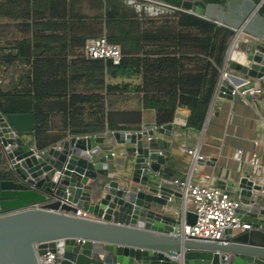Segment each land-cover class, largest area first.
Listing matches in <instances>:
<instances>
[{
  "label": "water",
  "instance_id": "1",
  "mask_svg": "<svg viewBox=\"0 0 264 264\" xmlns=\"http://www.w3.org/2000/svg\"><path fill=\"white\" fill-rule=\"evenodd\" d=\"M174 1L235 32L219 96L233 99L234 88L264 77V0ZM238 42L245 43L242 61L227 67ZM172 128L148 123L112 131L130 155L116 168L106 133L68 134L38 148L34 114L0 103V264H38L48 250L62 256L61 264H264V235L255 231L264 228V192L252 173L231 185L240 190L238 212L250 229H226L216 240L191 237L184 226L197 214L169 210L172 144L158 133L171 135ZM78 210L89 217L71 214Z\"/></svg>",
  "mask_w": 264,
  "mask_h": 264
},
{
  "label": "crops",
  "instance_id": "2",
  "mask_svg": "<svg viewBox=\"0 0 264 264\" xmlns=\"http://www.w3.org/2000/svg\"><path fill=\"white\" fill-rule=\"evenodd\" d=\"M1 1L4 2V13L0 18V48L3 53V58L0 59V103L8 111L17 113L34 114L36 106L44 109L48 113V123L53 126L43 135L56 136L57 133L64 132L63 123L66 122L56 103V100H60V91L69 92L74 87L76 91L82 92L96 90L93 83H85L84 77L74 86L70 80L60 85L56 77L63 73L70 76L76 72H88L89 66H85L83 59L73 53L76 46L81 48L82 45L81 40L76 41V36L92 37L89 30L84 29L85 21L89 23L91 17L101 15L103 10L96 3L92 4L91 0ZM124 3L136 12L150 16L168 12L149 0H124ZM149 8L155 14L149 13ZM75 27L78 30L76 28L75 31ZM245 43L238 42L239 47L233 48L228 63L241 61V46L244 48ZM9 53L11 57L8 56ZM33 77L36 78L34 81L37 86L33 85ZM122 79L121 76L107 77V81L112 83H119ZM127 80L134 84L140 81L137 78ZM246 86H254L261 91L244 97L234 95L233 99L218 94L200 130L187 126L189 111L186 108L177 109L171 123V135L158 133L172 144L170 165L173 176H168L169 179H186L192 171V182L228 190L234 197L241 199L240 190H233L231 185L236 188L242 177L252 173L253 179L262 186L264 192V77L250 81ZM11 88L13 92L9 91ZM16 89L30 94H19L14 91ZM36 93H44V98L41 99ZM131 105L139 107L137 102H132ZM148 123H157L154 109H143L142 123L136 131ZM104 133L107 134L108 151L114 154L110 165L123 168L130 158L126 151L127 145L119 144L112 130L108 129ZM255 142L259 146L255 147ZM240 149L243 154L238 159L237 152ZM190 150L202 156L201 163L192 164L194 154ZM254 152L258 153L261 163L256 170L249 163ZM3 168L4 162L0 165V170ZM169 185L175 191L168 203L169 210L176 214L184 213L186 208L187 211H192L190 205L185 208L180 190L172 183ZM262 194L261 197L264 198V193ZM255 231L264 235L262 227L255 228Z\"/></svg>",
  "mask_w": 264,
  "mask_h": 264
},
{
  "label": "trees",
  "instance_id": "3",
  "mask_svg": "<svg viewBox=\"0 0 264 264\" xmlns=\"http://www.w3.org/2000/svg\"><path fill=\"white\" fill-rule=\"evenodd\" d=\"M91 2L96 3L103 13L91 17L89 23L85 21L84 29L89 30L92 37L76 36V41L81 40L82 45L73 49L85 66H89L88 72H76L70 76L63 73L56 78L60 85L70 80L74 86L84 77L85 83H93L96 90L82 92L74 87L69 92L60 91V100L56 103L66 122L63 123L64 132L56 136L43 135L53 124L48 123V113L44 109L34 107V137L38 148H45L68 134H99L108 129L136 131L142 123L143 109H154L157 125L163 126L173 122L178 108H186L189 111L187 126L202 129L218 90L234 30L184 10L150 16L136 12L124 0ZM168 2L181 7V1ZM3 8L4 2L0 0V18ZM102 36L119 45L123 55L119 64L110 59L87 57V40ZM1 51L0 48V59L3 58ZM8 56L11 57V53ZM108 76L123 79L112 83L107 81ZM131 78L140 81L134 84L127 80ZM34 80L35 77L33 85L37 86ZM9 91L13 92V89ZM36 94L41 99L45 95ZM132 102H137L139 107H132Z\"/></svg>",
  "mask_w": 264,
  "mask_h": 264
},
{
  "label": "built area",
  "instance_id": "4",
  "mask_svg": "<svg viewBox=\"0 0 264 264\" xmlns=\"http://www.w3.org/2000/svg\"><path fill=\"white\" fill-rule=\"evenodd\" d=\"M149 1L161 5L168 11L182 10L181 7H177L166 0ZM85 53L89 58L110 59L115 64H119L123 57L119 45L110 43L104 36L88 39L85 45ZM226 65L228 67V61ZM247 84L234 88L232 94L244 97L248 94L254 95L261 91V89L254 86L248 87L246 86ZM217 92L215 97L218 95ZM257 146H259V143L255 142V147ZM189 152L194 154L195 162L198 158H202V156L196 155L193 150ZM242 154L243 151L240 149L237 152V158L241 159ZM249 163L253 170L260 167V157L257 152L253 153ZM191 174L192 171L183 180L179 178L171 180L172 185L177 187L183 194L185 208L190 205L192 211L197 214V219L194 224L185 223L184 231L187 235L196 238L216 240L221 238L226 229L243 231L252 227L250 222L244 221L239 215L238 209L242 207L241 199L234 197L228 190L201 182L194 183L191 180ZM185 212H187V208ZM71 214L89 217V214L82 210ZM61 262L62 256L50 250L38 257V264H61Z\"/></svg>",
  "mask_w": 264,
  "mask_h": 264
},
{
  "label": "clouds",
  "instance_id": "5",
  "mask_svg": "<svg viewBox=\"0 0 264 264\" xmlns=\"http://www.w3.org/2000/svg\"><path fill=\"white\" fill-rule=\"evenodd\" d=\"M129 2H131V0H129ZM148 11H149V13L155 14V13H153L152 8H149Z\"/></svg>",
  "mask_w": 264,
  "mask_h": 264
},
{
  "label": "bare ground",
  "instance_id": "6",
  "mask_svg": "<svg viewBox=\"0 0 264 264\" xmlns=\"http://www.w3.org/2000/svg\"><path fill=\"white\" fill-rule=\"evenodd\" d=\"M234 48V47H233ZM233 48H232V50H233ZM232 50H231V53H230V55L232 54ZM242 56V55H241ZM240 57V56H239ZM240 59H241V57H240ZM240 59H238V60H240ZM242 61V60H241Z\"/></svg>",
  "mask_w": 264,
  "mask_h": 264
}]
</instances>
